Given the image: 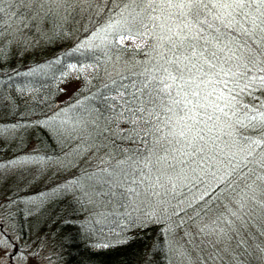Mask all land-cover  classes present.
Listing matches in <instances>:
<instances>
[{
  "label": "trees",
  "instance_id": "obj_1",
  "mask_svg": "<svg viewBox=\"0 0 264 264\" xmlns=\"http://www.w3.org/2000/svg\"><path fill=\"white\" fill-rule=\"evenodd\" d=\"M150 11L145 0H0L9 264H184L192 251L191 263L206 264V250L221 264H264V131L238 123L264 113V88L241 92L227 73L234 61L210 68L173 48ZM176 56L180 69L203 63L208 75L181 78ZM14 163L24 174L8 188L3 170Z\"/></svg>",
  "mask_w": 264,
  "mask_h": 264
},
{
  "label": "snow or ice",
  "instance_id": "obj_2",
  "mask_svg": "<svg viewBox=\"0 0 264 264\" xmlns=\"http://www.w3.org/2000/svg\"><path fill=\"white\" fill-rule=\"evenodd\" d=\"M19 2L28 6L40 3V0H19ZM145 2L151 9L148 13L149 20L157 22L154 26L161 29L167 28V31L171 33L167 40L172 43L173 48H183L185 52L190 51L191 57L203 58L204 63H207L210 68H216L217 64L221 62L234 61L235 70L230 65L227 73L237 78V84L239 80L244 81V87L240 89L241 92L250 87L264 88V50H262L264 48V0H145ZM158 9L161 11V15H153L152 13ZM169 21L172 22L171 27L167 24ZM143 27L147 28L148 25L145 23ZM209 37L216 41L219 46L218 51H210L207 47L210 42ZM125 38L121 37V39ZM105 39L107 40V36ZM201 41H203V46ZM221 53L223 55H220ZM208 56H211L212 59L209 60ZM185 59L190 58L186 56ZM179 61L180 57L176 56L169 63L177 64L181 78H183L185 70L192 73L193 69L208 75L203 63H191L190 67L185 65L184 69H180ZM220 70L224 71L222 64ZM196 79L197 77L193 76L188 82L194 84ZM257 81L259 84H256ZM211 82L210 80L209 83ZM223 83L227 85L228 82L223 81ZM229 91L231 93L232 90ZM192 94L197 95L195 92ZM238 96L239 93L237 96H232V101L235 104H241L242 107H247L242 105ZM221 111L223 110L221 109ZM190 118L194 123H198L195 116ZM208 119H212V117L209 116ZM252 119L258 120V124H252ZM238 123L240 127L251 126L253 129L259 126L264 131V113H261L259 117L250 118L248 125H245L243 120H239ZM200 139L203 137L201 136ZM239 139L248 143L250 147L256 143L246 136H241ZM196 151L197 149L193 145L192 154H195ZM140 226L149 227L150 222H142Z\"/></svg>",
  "mask_w": 264,
  "mask_h": 264
},
{
  "label": "rangeland",
  "instance_id": "obj_3",
  "mask_svg": "<svg viewBox=\"0 0 264 264\" xmlns=\"http://www.w3.org/2000/svg\"><path fill=\"white\" fill-rule=\"evenodd\" d=\"M75 85H72L71 87H74ZM69 88L67 90V93L69 94L70 91L73 90V88ZM35 172H33L32 174H34ZM20 174H24L23 171H20L18 169V165L16 163L10 165L9 167L5 168L3 170V177L4 176H7L9 177L7 179V182H8V188H14V186L16 185V179L18 177V175ZM2 182V179L1 181ZM2 188V187H1ZM190 232L188 233H193L195 232L197 234V230L196 229H193L192 227L189 228ZM199 231H202V230H199ZM203 236V240H205L207 243H209V245L211 246L210 248L214 251H223L225 250L224 246H223V240L222 238L218 235V237L216 238V233L213 232V233H208V232H204L201 234ZM191 236V235H190ZM182 239V237L180 238V240ZM190 244L191 246L193 245V247L197 248L198 245H200V241H199V236L197 235L196 238H191L190 239ZM180 247V246H179ZM6 246L4 244L1 243V238H0V264H9L8 261H7V250H6ZM209 250H206L204 253H203V256L206 258V264H221L219 263L218 261V257L215 256L214 254L211 255L210 252H208ZM196 257H198V254L196 253V251H192L191 254L189 255L188 259L186 261H181V263H184V264H193L191 263L193 260L196 261Z\"/></svg>",
  "mask_w": 264,
  "mask_h": 264
}]
</instances>
